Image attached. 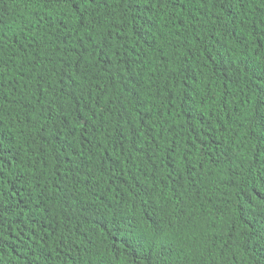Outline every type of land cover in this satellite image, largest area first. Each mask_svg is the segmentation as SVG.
I'll return each mask as SVG.
<instances>
[{
    "label": "trees",
    "instance_id": "1",
    "mask_svg": "<svg viewBox=\"0 0 264 264\" xmlns=\"http://www.w3.org/2000/svg\"><path fill=\"white\" fill-rule=\"evenodd\" d=\"M0 264H264V0H0Z\"/></svg>",
    "mask_w": 264,
    "mask_h": 264
}]
</instances>
